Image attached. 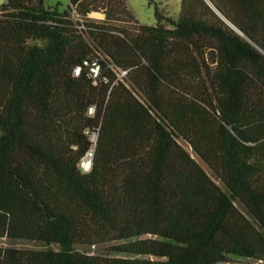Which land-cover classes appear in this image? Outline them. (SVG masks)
Segmentation results:
<instances>
[{
  "label": "trees",
  "instance_id": "obj_1",
  "mask_svg": "<svg viewBox=\"0 0 264 264\" xmlns=\"http://www.w3.org/2000/svg\"><path fill=\"white\" fill-rule=\"evenodd\" d=\"M156 20L126 0L0 5V239L48 247L0 264H264V0Z\"/></svg>",
  "mask_w": 264,
  "mask_h": 264
},
{
  "label": "rangeland",
  "instance_id": "obj_2",
  "mask_svg": "<svg viewBox=\"0 0 264 264\" xmlns=\"http://www.w3.org/2000/svg\"><path fill=\"white\" fill-rule=\"evenodd\" d=\"M183 0H126L129 10L132 12L134 17L145 26H155L157 24L156 11L159 10L164 15L177 19L181 13V6ZM4 0H0V5ZM45 7L47 9H53L59 7L60 10L65 11L71 6V0H44ZM93 18V17H92ZM98 20H104L103 18H94ZM182 145L193 155V157L202 165L207 173L216 180L220 185L221 182L217 180L212 171L208 166L192 151L187 143L181 141ZM223 186V185H222ZM237 207L242 210L252 221L253 217L246 211L243 205L236 202ZM0 247L8 248L13 247L24 250H41L47 249L48 247L44 244L32 241H17L11 242L8 239H0ZM54 249H58L57 246H53ZM77 249L83 252H89L92 254L104 253V249H97L95 247L89 248L85 246H78ZM227 264H263L262 262H256L253 260L245 259H232Z\"/></svg>",
  "mask_w": 264,
  "mask_h": 264
},
{
  "label": "built area",
  "instance_id": "obj_3",
  "mask_svg": "<svg viewBox=\"0 0 264 264\" xmlns=\"http://www.w3.org/2000/svg\"><path fill=\"white\" fill-rule=\"evenodd\" d=\"M95 75L97 76L99 74L98 68L94 69ZM80 74V70L76 71V75ZM95 107L90 108L89 114L91 116L95 115ZM87 136L89 138L90 142V148L86 155L82 158V160L79 163V170L82 174H89L91 173L93 166H94V159L96 154V149L98 146L99 138H100V129L96 130H89L87 131Z\"/></svg>",
  "mask_w": 264,
  "mask_h": 264
},
{
  "label": "crops",
  "instance_id": "obj_4",
  "mask_svg": "<svg viewBox=\"0 0 264 264\" xmlns=\"http://www.w3.org/2000/svg\"><path fill=\"white\" fill-rule=\"evenodd\" d=\"M106 18V13L104 14V16H103V19H105Z\"/></svg>",
  "mask_w": 264,
  "mask_h": 264
}]
</instances>
